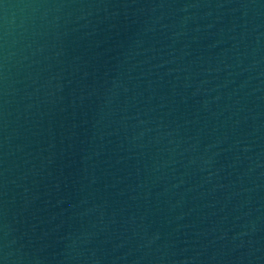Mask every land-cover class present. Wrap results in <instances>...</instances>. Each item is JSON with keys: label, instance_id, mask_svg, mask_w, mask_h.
Masks as SVG:
<instances>
[{"label": "water", "instance_id": "1", "mask_svg": "<svg viewBox=\"0 0 264 264\" xmlns=\"http://www.w3.org/2000/svg\"><path fill=\"white\" fill-rule=\"evenodd\" d=\"M0 264H264V0H0Z\"/></svg>", "mask_w": 264, "mask_h": 264}]
</instances>
